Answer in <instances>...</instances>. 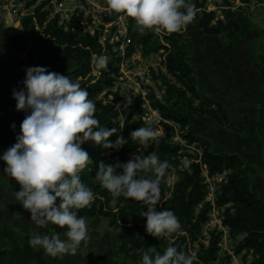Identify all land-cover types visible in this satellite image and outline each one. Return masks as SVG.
Returning a JSON list of instances; mask_svg holds the SVG:
<instances>
[{
    "label": "trees",
    "instance_id": "trees-1",
    "mask_svg": "<svg viewBox=\"0 0 264 264\" xmlns=\"http://www.w3.org/2000/svg\"><path fill=\"white\" fill-rule=\"evenodd\" d=\"M37 0H25L28 8ZM248 4L251 0H238ZM48 0H39L32 12L20 17L23 35L41 47L59 62L68 63L63 75L79 82L89 98L96 104L94 115L101 125L115 127L117 132L109 136L115 141L117 136L125 139L118 149L104 148L87 141L81 145L90 158V162L79 171L83 183L89 186L94 198L90 206L77 210L78 215L87 218L98 216L109 227L116 229L115 255L121 264H140L141 254L151 249L160 251L170 243L186 251H195L193 264H211L217 251L218 233L212 232L206 245L197 241L202 224L207 220L212 203L205 201L209 191L208 177L221 174L216 181L213 204L220 208L221 222L236 238L235 251L245 250L251 259L247 264H264V199L253 186V178L244 167L241 156L235 151L212 149L208 138L188 129L191 115H203L218 125H225L228 112L222 101L200 90L194 67L187 58V47L181 31L167 32L146 28L138 31V26L129 17L127 33L129 42L123 54L116 49L115 43L101 45L94 36L81 34L78 29L63 30L54 19L48 20L42 27L48 9L41 8ZM195 5L194 24L204 33L218 36L221 40H230L241 34L237 9H223V16L216 17L213 10L203 7L204 0H190ZM215 19V20H214ZM135 49L143 54L154 53L160 57L165 71L159 72L164 92L161 99L148 93L149 104L162 119L178 125V131L169 125L165 133H157V140L148 146H140L130 137V132L140 126H152L157 129L158 122H146L139 117L142 102L139 95L125 97L127 109L121 115L116 103L120 95L111 91L114 80L119 75L121 62ZM105 55L108 58L107 69H95L93 56ZM264 61V57L260 58ZM109 94L111 96L109 97ZM130 98V102L129 99ZM256 123L259 131L264 127V85L256 107ZM176 132L185 143L174 140ZM196 144L188 152L187 144ZM154 152L161 160H167L169 167L160 180V198L157 209H172L180 221V230L168 237L152 236L145 230L146 218L140 216L147 210L141 201H135L120 195L113 198L110 192L101 186L95 172L100 161L105 163H123L132 153L146 155ZM144 176H152L142 172ZM58 202V200H57ZM52 232L64 234L65 228L54 223L49 224ZM8 247L0 246V264H45L39 246H32L19 233L10 231ZM196 242L195 247L192 243ZM224 260L222 264H225Z\"/></svg>",
    "mask_w": 264,
    "mask_h": 264
},
{
    "label": "clouds",
    "instance_id": "clouds-1",
    "mask_svg": "<svg viewBox=\"0 0 264 264\" xmlns=\"http://www.w3.org/2000/svg\"><path fill=\"white\" fill-rule=\"evenodd\" d=\"M107 4L113 11L132 17L141 32L146 28L177 32L195 15L190 0H107ZM93 62L98 72L107 69L105 55L94 54ZM22 84L12 95L16 109L27 114L15 143L0 153V161L5 162L3 172L19 183L15 197L30 212L32 222L40 226L52 222L65 228L63 239L55 232L36 233L29 237V244L53 256L75 252L87 240V223L77 210L90 206L94 198L92 189L79 176L90 162L81 145L91 141L118 149L126 141L121 136L115 141L107 139L117 129L100 124L94 115L95 101L69 76L49 71L46 66H28ZM130 137L144 147L157 140V132L150 125L140 126L130 132ZM168 167V161L154 152L132 153L123 163L100 161L95 176L113 198L123 195L143 202L147 210L140 216L146 218V232L168 237L181 227L172 209L156 207L160 180ZM149 171L152 176L141 174ZM195 259V251L178 250L170 243L162 252H142L140 264H193Z\"/></svg>",
    "mask_w": 264,
    "mask_h": 264
},
{
    "label": "rangeland",
    "instance_id": "rangeland-1",
    "mask_svg": "<svg viewBox=\"0 0 264 264\" xmlns=\"http://www.w3.org/2000/svg\"><path fill=\"white\" fill-rule=\"evenodd\" d=\"M17 0H0V153L13 143L20 132V123L27 114L16 109L13 90L23 87L25 68L28 66H46L49 71L63 74L68 63L55 60L41 47L27 39L19 27L20 17L30 13L34 5L24 9V0L17 16L3 9L8 2ZM237 9L241 34L230 40H221L200 30L193 21L180 31L187 47V58L194 67L198 86L201 91L222 101L227 109L229 120L225 125H218L203 115H191L188 129L210 140L212 149L218 151H235L244 162V167L253 178V186L264 199V127L259 131L256 123V107L261 88L264 85V0H251L243 4L237 0H205L204 8L213 10L216 17L223 16V9ZM214 19V20H215ZM140 61V60H139ZM144 75L146 86L157 94H163L159 72H164L161 59L152 53L143 57L139 68ZM136 75L125 73L118 76L111 91H118L120 98L116 103L121 115L127 109L125 97L134 96L138 87ZM161 85V86H160ZM111 94H109V97ZM172 125L178 131V125L160 120L157 133L168 131ZM177 141L185 140L176 132ZM196 144H187L188 152ZM5 162L0 161V246L10 244V231L19 232L28 242L36 233L51 234L48 222L44 226L36 225L30 220V212L15 197L20 190L19 183L7 176L3 169ZM221 174L208 177L209 197H213L216 181ZM218 211L220 212L219 208ZM218 214L214 213L216 218ZM87 223V240L82 241L75 252H65L56 256L47 254L40 248L45 264H121L115 255L116 229L109 227L105 220L98 216L85 219ZM214 223H217L215 220ZM211 235V234H210ZM63 239L64 234L60 235ZM209 234L200 241L208 243ZM198 241V239H197ZM192 243L195 247L196 242ZM219 252H215L214 260H225ZM250 255L245 252L239 256L244 264Z\"/></svg>",
    "mask_w": 264,
    "mask_h": 264
},
{
    "label": "built area",
    "instance_id": "built-area-1",
    "mask_svg": "<svg viewBox=\"0 0 264 264\" xmlns=\"http://www.w3.org/2000/svg\"><path fill=\"white\" fill-rule=\"evenodd\" d=\"M36 2L38 3L39 0ZM204 4L205 0L203 7ZM2 8L6 9L10 14L17 16L21 10V2L20 0L15 2L10 1ZM46 8L48 9V13L43 20L41 27L48 20L54 19L57 25L62 27L63 30L78 29L81 34L94 36L101 45L115 43L114 49L118 50L120 54H123L124 48L130 40L127 33L129 16L124 13H117L110 9L107 0H48L41 10ZM24 9L27 8L24 7ZM19 27L22 29L20 22ZM151 54L152 53L143 54L140 49H135L129 57L121 62L118 76L124 75L127 71L131 75H136L138 82L134 85H137L138 89H136L137 93L134 95H139L142 100L139 117L146 122L153 121L157 123L160 120L165 121V119H162L159 113L151 108L148 100V93L151 90L154 96L158 99H161L163 94H157L154 91V88L151 89L150 86H146L144 75L141 74L139 70L142 58L145 56L149 57ZM174 140H177L175 136ZM209 192L210 190L207 192L204 200L212 203V208L207 220L202 224L198 236V242L203 243L200 240L203 239L205 234H209L210 236L212 232L218 233L219 239L217 241V252L220 253L221 257H225V264H243L239 260V256H241L245 250H241L240 252L235 251L236 238L230 234L227 227L223 226L221 222V212L218 211L219 207L213 204L214 194L213 197H209V195H211ZM214 213L218 214L216 218L214 217ZM215 220H217V223H214ZM203 244L206 245V243ZM248 255L250 254L248 253ZM212 264H220V260H215Z\"/></svg>",
    "mask_w": 264,
    "mask_h": 264
}]
</instances>
